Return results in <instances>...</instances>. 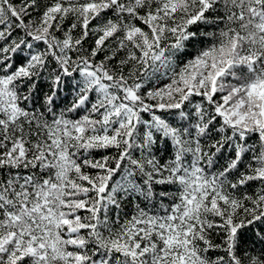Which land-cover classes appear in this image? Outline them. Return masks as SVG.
Masks as SVG:
<instances>
[{"label": "snow or ice", "instance_id": "snow-or-ice-1", "mask_svg": "<svg viewBox=\"0 0 264 264\" xmlns=\"http://www.w3.org/2000/svg\"><path fill=\"white\" fill-rule=\"evenodd\" d=\"M0 264H264V0H0Z\"/></svg>", "mask_w": 264, "mask_h": 264}]
</instances>
